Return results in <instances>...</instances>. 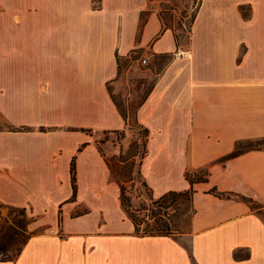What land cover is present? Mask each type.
Segmentation results:
<instances>
[{"label":"crops","instance_id":"1","mask_svg":"<svg viewBox=\"0 0 264 264\" xmlns=\"http://www.w3.org/2000/svg\"><path fill=\"white\" fill-rule=\"evenodd\" d=\"M149 3L0 0V208L30 218L0 264H264V147L235 154L264 139V0H199L184 43ZM134 55L154 76L136 111L153 196L210 172L189 244L136 232L96 140L129 125L111 87Z\"/></svg>","mask_w":264,"mask_h":264},{"label":"rangeland","instance_id":"2","mask_svg":"<svg viewBox=\"0 0 264 264\" xmlns=\"http://www.w3.org/2000/svg\"><path fill=\"white\" fill-rule=\"evenodd\" d=\"M149 1V7L159 10L165 22L174 28L181 43H184L199 0ZM143 59L142 56L136 55L124 59L121 62L119 86L111 87V89L115 88L113 96L116 103L124 116L128 118V127L115 132H98L96 135L97 143L113 168V176L125 188L128 209L133 211L139 208H149L138 214L143 217L144 221L140 226L141 229L151 225L154 221L151 216L153 207L150 199L153 194L142 179L139 170L141 158L146 153L147 134L136 121V111L154 82V76L146 70L147 64L142 62ZM161 66L162 62L159 63V68ZM124 79L128 82L126 86L123 83ZM124 89L125 92L130 91L129 97L124 95ZM3 125L8 124L3 122ZM259 147H264V139L243 142L241 151ZM251 204L255 208L260 207L256 202H251ZM175 208L176 210L172 206L169 207L172 215L171 227L175 230L173 235L189 244L188 234L191 232L193 216L192 202L184 198L175 204ZM29 220L28 213L23 208H0V257L16 255L22 242L29 236L27 229ZM39 231H42V228Z\"/></svg>","mask_w":264,"mask_h":264},{"label":"trees","instance_id":"3","mask_svg":"<svg viewBox=\"0 0 264 264\" xmlns=\"http://www.w3.org/2000/svg\"><path fill=\"white\" fill-rule=\"evenodd\" d=\"M197 8H198V6H197ZM197 8H196V10H197ZM196 10L192 16L191 23L195 19ZM161 17L164 20V17L162 14H161ZM164 23H165L166 27H171L165 22V20H164ZM144 130L147 134L146 137L148 138L149 132L146 128H144ZM145 147H146V144H145ZM249 149H253V148H249ZM239 152H242L241 151V145H239L237 147V149L235 150V154H237ZM109 166H110L111 171L113 173V168L111 167L110 163H109ZM209 173L210 172H209L208 168H200L197 170H187L185 175H186V178L190 181V183L192 185L189 189L182 190V191L171 190V191L164 193L163 195H161L158 198L151 196L150 197L151 205L153 207L152 211H151V216L154 218V221L151 225H147L143 229L140 228L141 224L144 222L142 220L143 217L139 216L138 214L142 213L143 211L148 210L149 208H139V209H135L133 211H130L128 209V198H127V195L125 194V188H124V186L120 185L122 205H123L125 211L127 212L129 218L133 221V223L135 225L136 232L138 234H147V235H173L175 230L171 227L172 215L169 212V207L172 206L176 210L175 204L178 203V201L186 198V199L191 200L192 212L194 213L193 195H194L195 190L193 188V185L196 182L206 181L208 179ZM71 174H72L73 188H74V191L76 192L77 170H76L75 159H73V161H72ZM212 191L219 194V195L224 194L223 192L218 191L216 187L213 188ZM249 201L254 202L253 200H249ZM177 230H179V229H177ZM27 239H28V237L22 242V245L18 249L16 255L0 257V260H3V261L14 260L19 255V253L21 252L22 246L27 242ZM1 250H2V248H1Z\"/></svg>","mask_w":264,"mask_h":264},{"label":"built area","instance_id":"4","mask_svg":"<svg viewBox=\"0 0 264 264\" xmlns=\"http://www.w3.org/2000/svg\"><path fill=\"white\" fill-rule=\"evenodd\" d=\"M142 62H143L144 64H146V63H147V59L144 58V59L142 60Z\"/></svg>","mask_w":264,"mask_h":264}]
</instances>
